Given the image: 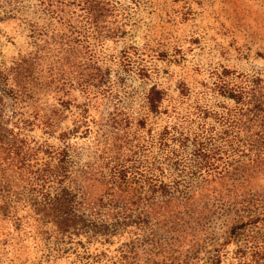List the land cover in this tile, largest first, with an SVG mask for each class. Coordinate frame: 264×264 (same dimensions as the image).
Instances as JSON below:
<instances>
[{"label": "rangeland", "instance_id": "obj_1", "mask_svg": "<svg viewBox=\"0 0 264 264\" xmlns=\"http://www.w3.org/2000/svg\"><path fill=\"white\" fill-rule=\"evenodd\" d=\"M224 81L261 82L264 94V0H0V107L12 102L4 87L21 94L32 145L65 143L81 163L114 145L163 161L160 138L180 133L223 145L235 136L243 152L233 161L246 163L252 130L224 120L237 114ZM153 88L164 93L158 113L147 104ZM161 164L164 180L178 172ZM256 175L252 186L262 191L264 171ZM193 179L201 184L204 176ZM150 233L133 224L110 238L79 236L56 247L29 233L9 235L0 220V264H264L255 261L264 250H251L264 245V213L236 235L225 219L224 231L187 229L174 252L167 248L173 257L125 261L124 251L136 252Z\"/></svg>", "mask_w": 264, "mask_h": 264}, {"label": "trees", "instance_id": "obj_2", "mask_svg": "<svg viewBox=\"0 0 264 264\" xmlns=\"http://www.w3.org/2000/svg\"><path fill=\"white\" fill-rule=\"evenodd\" d=\"M260 84L253 83L250 88L224 81L222 86L224 95L237 104L236 115L224 114L226 123L252 130L249 142H244L252 152L246 163L233 161L236 152H243L235 136L227 134L223 145L183 133L169 142L167 136L160 138L163 161L156 155L142 159L114 145L81 163L65 143L63 147L32 145L24 132L33 121L24 115L21 94L4 87V95L12 102L0 107V220L6 223L9 235L29 233L54 241L56 247L73 237L110 238L133 224L140 231L149 227L150 235L140 240L136 252L124 251L125 261L147 254L157 259L158 253L173 257L179 233L191 229L197 234L203 228L224 231V219L230 235L242 232L264 213V203L259 202L264 190L252 186L256 174L264 171V94ZM163 101L164 93L156 88L147 95L154 113L161 111ZM44 126L52 127L49 120ZM174 142L177 148L169 146ZM191 144L187 157L185 150ZM165 161L169 169L178 171L170 180L163 179L160 165ZM192 163L197 169L189 173ZM196 175L204 176L201 184L193 183ZM169 247L173 252L166 251ZM259 248L264 250V245L251 246L254 254ZM216 261H222L221 257ZM255 261H264V253Z\"/></svg>", "mask_w": 264, "mask_h": 264}]
</instances>
